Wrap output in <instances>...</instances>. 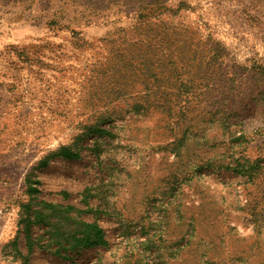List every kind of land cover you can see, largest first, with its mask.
<instances>
[{
    "label": "rangeland",
    "instance_id": "1",
    "mask_svg": "<svg viewBox=\"0 0 264 264\" xmlns=\"http://www.w3.org/2000/svg\"><path fill=\"white\" fill-rule=\"evenodd\" d=\"M0 264H264V0H0Z\"/></svg>",
    "mask_w": 264,
    "mask_h": 264
},
{
    "label": "trees",
    "instance_id": "2",
    "mask_svg": "<svg viewBox=\"0 0 264 264\" xmlns=\"http://www.w3.org/2000/svg\"><path fill=\"white\" fill-rule=\"evenodd\" d=\"M138 17L141 18L143 16L138 15ZM134 31L139 38L138 40H140L141 34L144 36V39H145V37L146 38L149 37L148 34H150V30L148 28V25L144 21L141 22L140 26H135ZM144 44L146 47L149 46V41H144ZM177 44H178V46L181 47V50L186 48V41L185 40H178ZM144 60H145V58H144ZM56 153L62 157H65V158H72V157L78 156V154L71 152L69 149H67L65 147L60 148ZM240 164H242V163H240ZM240 164H238V166ZM241 166H243V165H241ZM28 189H30L32 191L34 190V189H31L30 186H28ZM37 215H41V214H39V212H35L34 216H37ZM70 234H71V232H70ZM70 234H66V237L69 236L75 240V242H74L75 244H73V245H87V246H89V245H105V243H106L104 236H103L102 229L99 228L98 226H96L95 224H87L86 223V224H84V231L83 232H80L77 235L75 234L74 236H72Z\"/></svg>",
    "mask_w": 264,
    "mask_h": 264
}]
</instances>
